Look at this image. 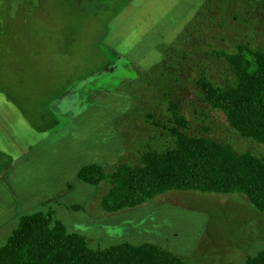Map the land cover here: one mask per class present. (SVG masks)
<instances>
[{"label":"rangeland","instance_id":"obj_1","mask_svg":"<svg viewBox=\"0 0 264 264\" xmlns=\"http://www.w3.org/2000/svg\"><path fill=\"white\" fill-rule=\"evenodd\" d=\"M237 47L264 52V0H0V247L48 204L92 249L150 243L186 264L262 251L264 215L245 197L172 191L109 215V185L76 178L88 164L140 167L141 153L175 149L174 132L264 156L197 85H233L218 53Z\"/></svg>","mask_w":264,"mask_h":264},{"label":"trees","instance_id":"obj_2","mask_svg":"<svg viewBox=\"0 0 264 264\" xmlns=\"http://www.w3.org/2000/svg\"><path fill=\"white\" fill-rule=\"evenodd\" d=\"M235 82L227 88L205 76L197 80L204 100L222 111L229 125L244 139L264 145V52L237 47L220 52ZM172 117L181 128L187 123L174 108ZM176 147L167 153L139 155L140 167L120 166L108 174L98 164L83 166L77 180L83 185H109L100 206L105 214L135 210L168 192L245 197L264 215V156L235 155L225 145L174 132ZM80 211V207H73ZM0 264H186L177 255L150 243L119 242L92 249L87 239L70 232L51 205L19 215L17 226L0 247ZM244 264H264V249Z\"/></svg>","mask_w":264,"mask_h":264}]
</instances>
